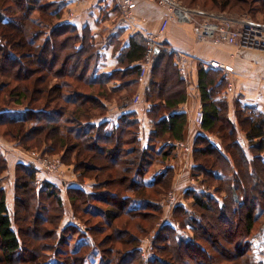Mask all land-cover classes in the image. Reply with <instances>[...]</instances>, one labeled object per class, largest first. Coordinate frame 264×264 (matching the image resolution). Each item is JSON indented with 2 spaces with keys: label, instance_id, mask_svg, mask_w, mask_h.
I'll list each match as a JSON object with an SVG mask.
<instances>
[{
  "label": "trees",
  "instance_id": "1",
  "mask_svg": "<svg viewBox=\"0 0 264 264\" xmlns=\"http://www.w3.org/2000/svg\"><path fill=\"white\" fill-rule=\"evenodd\" d=\"M198 1L189 0L190 4L184 6L225 11L237 4H241V8L252 2L205 0L202 6L195 5ZM206 1L211 4L207 6L209 3ZM258 2L257 8L264 13V0ZM63 12L64 5L57 0H0V74L10 71L14 75L23 74L32 79L28 85L0 83V100L3 103L5 94L15 97L18 104L28 99V105L19 115L9 112V106H1L0 126H18L12 135L13 139H22L21 142L25 140L23 143L26 146L33 138L42 143L40 136L33 137L35 132L51 130L53 135L50 139L57 146L61 147L62 141L70 138L73 140L71 145L63 146L74 151L80 144L89 142L104 158L109 159L115 171H107L105 178L93 183L92 191H86L78 185L67 186L66 193L74 213L100 216L104 223L96 229L98 232L110 230L111 233L92 245L86 241L88 231L69 222L61 231L75 240L76 245L65 256L66 260L55 259L56 251L40 264H51L49 261L52 260L53 264H85L91 254L88 249L92 250V246L99 252L100 264H142L139 235L148 230L144 222L153 221L160 213L162 207L156 197L165 194L170 188L173 176L171 167L152 168L158 160H161L160 163L170 160L175 142L186 136L187 115L178 108L186 99L185 79L173 63L172 53L166 47H160L154 54V63L150 68L152 78L144 92L145 101L150 103L147 115L153 121L145 144L140 138V121L134 112L122 113L116 122L100 120L107 113L103 98L110 90L107 88L110 80H120V84L111 87V90L131 91L137 85L141 63L135 62L143 59L145 37L141 34L132 36L128 47L121 51L118 63L124 69H116L111 73L100 71L101 54L89 27L79 29L73 23L63 22ZM38 70L57 74L59 82L51 84L49 75H36ZM198 77L204 117L200 125L202 132L193 143L192 170L194 175L202 176V183L213 182L215 190L224 194L220 198L204 189H187L184 193L193 199L192 208L199 215L189 214L181 223L178 222V226L172 221L162 225L155 237L158 252L147 264H175L172 255L180 256L183 251L194 253L190 252L194 257H189L183 264H205L200 257L208 255L209 249L202 242H206L211 249L217 248L215 241H209L205 236L210 235L206 216L203 215L207 210L219 213L226 222H231L227 216L228 211H231L237 213L244 222L241 230L236 229V225L230 233L232 238L238 240L228 241V246H223L217 252L221 255V264H226V261L233 264L239 248L247 252L252 249L250 235L259 214L264 210L261 201L264 199V112L238 104L236 121H233L228 116V102L222 96L228 84L223 70L200 66ZM36 83L45 86L40 88V95L32 97ZM82 86L89 88L88 91ZM68 88L72 91H64ZM43 92L49 102L54 103L51 109L32 106L42 99ZM94 108L101 111L97 119L89 115ZM240 132L244 133L243 138L239 137ZM209 134L216 135L221 143L212 140ZM159 141L162 142L158 146ZM6 167L7 158L0 152V174ZM75 167L82 178L96 168L78 159ZM15 169L18 175L12 212L7 206L6 190L0 183V264H13L21 260L27 264H39L38 257L43 256L42 252L50 244L41 241L33 249V254L25 255L31 239L22 222L31 217L32 222L41 224L60 220L63 214L62 189L54 181H39L37 168L31 163L19 162ZM113 184L117 188L109 189L108 186ZM22 192L32 194L29 202L22 199ZM180 209L189 212L187 207L178 204L174 214L181 212ZM242 211L243 216H240ZM186 227L193 232L192 235L181 232ZM42 236L44 234L40 238ZM106 241L107 248L104 246ZM167 249L168 255L165 253ZM196 252L200 260L196 259ZM227 252L231 254H225Z\"/></svg>",
  "mask_w": 264,
  "mask_h": 264
},
{
  "label": "rangeland",
  "instance_id": "2",
  "mask_svg": "<svg viewBox=\"0 0 264 264\" xmlns=\"http://www.w3.org/2000/svg\"><path fill=\"white\" fill-rule=\"evenodd\" d=\"M178 1H180L181 4L183 5L190 4L189 0H178ZM204 1L205 0H199L198 1L199 3L195 5L202 6ZM206 2L209 3L207 4V6L211 4L209 1ZM239 5L241 4H237L232 8H227V10L225 11H221V10L219 11L214 8L210 9L208 7L204 10L228 15L234 18H239V17L246 18L248 20L250 19L252 21L264 24V13H261L259 11V8H257L259 6L258 0H252L250 5L246 4V6H243L241 8L239 7ZM41 73L46 75L48 72L45 70L40 72V70H38L36 75H39ZM14 74H15L14 72H10V71L6 72L5 74H0V83H6V84L9 83L11 86L14 85L19 86V84H24V83L28 85L30 83L29 81L32 80L29 79V77L26 78L25 76H23V74L19 76ZM47 75L50 76L51 84L57 81L59 82L60 77L57 76V74L49 73ZM43 86L45 85H40L39 83L38 84L36 83V85H34L35 88L33 91L34 95L32 94L31 96L33 97L40 95L42 92L39 90ZM82 88L86 91H88L89 89V88H85L84 86H82ZM107 88H110V90L108 89L107 96L103 98V102L107 106L106 112H108L111 106L113 105H117V106L119 105L123 106L126 104L130 105V103L134 102L135 96L138 95L137 85L132 87L131 91L127 89L111 90V87L108 85ZM64 91L71 92L72 89L68 88L65 89ZM47 97L48 96L43 92V96L41 97L42 99L38 98L40 100L37 102L35 101L37 105L32 104V106L34 107L41 106L46 109H51L54 106V103L49 102V99ZM27 101L28 99H25L22 101L21 104H18L15 102V97H10L7 94H5V98H4L5 103H3L2 100H0V107L9 106L8 107L9 112L15 115H19L21 114V110H23V108L28 105ZM100 114L101 111L98 108H94L91 110L89 115L92 119H97L100 117ZM192 124L194 126H197L193 122ZM17 127L9 126V125L0 126V152L2 153L4 152L3 154L5 155V157L8 158L7 167L0 174V179H1L0 183L3 187L6 186L8 190H11L13 196H15V188H16L15 181L18 175V171H16L15 169L17 163L15 164L14 162H16V159H18V157L20 158L22 157L27 161L31 160L32 162L30 163L33 164L35 168H37V171L39 169L47 173L48 175H52L56 177L58 182H60V180L63 179V177L64 180L69 181L70 177L74 175L75 180L78 182L80 181L81 183H95L97 180L100 181L103 178H105L107 171L110 170L113 172L115 171L113 168V164L110 162V160L104 158L103 154L98 152V150L95 147L90 146L89 142L80 144V147H76L74 151L67 150L63 145L66 144L71 145V142L73 141L72 139L69 138L65 141H62L63 143L61 147L57 146V144H55L54 141L50 139L52 138L53 132L51 130L49 132H45V130L43 129L41 131H38L37 133L35 132L34 134H32L35 135L33 137L40 136L42 138V143L40 144L39 142L35 141V138H33L32 140H29V144H27L28 142L26 143L27 145L30 146L29 147L23 143L25 140L21 142L22 139L21 141L17 139H13L14 137L12 135L17 129ZM4 133H6L7 135L4 136L3 135ZM217 140L218 142L221 143V140L219 138ZM161 142L160 141L157 142V145L159 146ZM192 149H193V145L191 144L189 146L183 143V145L175 146L173 156L171 157L170 160H168L166 163H160L161 160H158L156 161L154 167L152 168L153 170L154 169L156 170V169L165 168L167 165L170 164L172 166L174 165V167L171 168L172 171L171 173L173 176H172V183L170 188L166 190L165 194L159 196L157 195L156 197L162 209L160 213L156 215L153 221L150 219V221L146 220V222H144V226H146L148 230L146 231V233L139 235V249L141 251L140 254L142 257V264H147L149 259L155 256L156 253L158 252L155 246V237L159 229L162 227V225H164L166 222L172 221L176 224V226H178V224L181 223V220L184 217H187L189 214L199 215L197 210L195 208H192L193 199L189 195L185 194L184 193L185 191L183 192V189H185L187 186L193 185L199 187L198 189H204L207 192L213 195H217L220 198L224 194L223 192L215 190L214 188L215 183L213 182H210V184L202 183L201 182L202 176L201 175L196 176L193 174V170L189 166L191 161L194 162L193 153L188 155L189 151H192ZM187 156H189V158ZM77 159L80 162L82 161L89 162L90 164L94 165L96 168L88 171L87 177L82 178V176H80L79 174V169L75 167V164L77 163ZM79 167H81V165ZM184 171L185 172L189 171V175H188L189 180L187 181L188 184L187 186L184 185L182 186L183 183H181L180 186H177L176 185L177 180L175 181V178H177L179 174ZM36 175L38 180L41 181L42 179H39L38 177L39 173H37ZM12 182L14 183V186H12ZM59 186L62 189L61 195L63 198V214L61 215L60 220L55 219L54 221H52V224H49L48 222L47 224L46 223L41 224L40 222L37 223L32 222V217H31L29 220L27 219V221L22 222L31 239L27 247L28 250L25 251V255H28L29 253L33 254L34 253L33 249H35L36 245L39 244L41 241L50 244V246H48L49 248L42 252L43 256L38 257L37 263L39 264L44 260L45 261L48 260L50 255L52 256L53 253H55L56 251L59 254L56 253L55 259L61 260L63 258L64 261L66 260L65 256L68 253H70V251L76 245L75 240H71L67 234L65 235L61 231V229L65 227L68 221L76 223L81 230L88 231L86 241H89L92 245L93 243L102 241L103 239H105L106 235L111 233L110 230H105V231L101 230L98 232V229H96L98 226H101V224L104 223V220L100 216H91V215L89 216V215H83L82 213H74L72 211L70 199L68 198L66 193L67 186L66 185L63 186L59 185ZM87 186H88L87 189H89L90 191L93 190V186L90 185ZM108 188L115 190L117 187L116 185L113 184V185H109ZM30 195H32L30 192L21 193V197L25 202H29ZM67 198L70 205H68V203L64 201V199L67 200ZM261 201L262 203H264V199H262ZM178 204H182L185 207H187L189 212H184V210L180 209L181 212L183 213L179 212L178 214H174L175 206ZM103 207L107 208V206H103ZM12 211L13 210H11L10 212ZM228 213L229 214H227V216L231 218V222H226V219H223L220 216V214L216 213L215 211L207 210L203 212V215L206 216V221L208 223L207 227L210 233L209 236H207L206 234L205 236L209 239V241L213 240L217 244L216 249L214 248L211 249V247L206 242H202V244L209 249L208 255H204L200 257L202 259L201 261L205 262V264H213L220 262L222 263L221 255L217 253L218 250L223 248V246L227 247L228 241L230 240L232 241L235 239L234 241L236 242L238 240L236 237L232 238L230 233L235 228L236 225H237L236 229L241 230L244 222L238 217L237 213L234 214L231 211H228ZM243 213L244 211L240 212V216L241 215L243 216ZM22 214L24 215V213L21 212V215ZM139 220L141 221V218ZM51 227L54 229H52ZM90 227L92 229H90ZM129 227L132 228V225ZM181 232L185 235L193 234V232L189 230L187 227L181 230ZM42 234H44V236H42L41 239L40 235ZM250 238L253 243L252 249L249 252H247L245 250H240L239 248L238 249L239 251L236 252L237 258L234 262L237 264H264V210H262L261 213L259 214L256 224L254 225L253 231L251 232ZM255 238H257V243H255ZM104 246L105 248L108 247V241L105 242ZM88 251H91V254L87 257L85 264H100L101 258L97 249H94V247L92 246V250L88 249ZM167 251L168 249L165 251V253H167ZM190 252L192 251L189 252L183 251L182 253H180V256L172 255L171 259L175 264H183L185 263V261H187V259H189V257L191 258L194 257L190 255L191 254ZM192 254L194 253L192 252ZM225 254L230 255L231 253L227 252ZM166 255H168V253ZM199 256L200 255L197 253L196 259L197 258L199 259ZM211 256L214 257L211 259ZM49 262L53 264V260ZM224 263L232 264L229 261H226ZM13 264H27V262H23L21 260L20 262L15 261L13 262Z\"/></svg>",
  "mask_w": 264,
  "mask_h": 264
},
{
  "label": "crops",
  "instance_id": "3",
  "mask_svg": "<svg viewBox=\"0 0 264 264\" xmlns=\"http://www.w3.org/2000/svg\"><path fill=\"white\" fill-rule=\"evenodd\" d=\"M57 1L62 2L64 5V12L61 18L63 22L73 23L79 29L85 26L89 27L100 50V71L107 73L120 68L124 69L118 63V57L121 51L128 47L132 36L141 34L145 37L148 32H156L166 16V8L161 6L157 0H137L136 7L129 14L120 7L117 0ZM160 42L162 44L161 47H166L168 51L169 48L180 50L187 58V79L184 78L186 99L178 107L179 110L184 111L187 115L186 136L182 140L185 144L193 145L195 137L202 132L200 126H194L191 122L194 112L199 107H202L198 89L200 66L208 69L206 67L211 62H216L220 66L224 64L232 68L231 71H225L220 66L214 67L221 68L228 79L227 87L224 89L222 96L228 102V116L233 121H236L235 111L238 104L250 106L255 110L264 112V51L256 48L241 47L236 44H214L209 40L199 41L195 37L193 25L176 21L170 22L166 31L160 36ZM141 61L135 63H141ZM173 63L175 64L174 59ZM151 78L150 69L142 80L138 79L137 90L142 98L141 102L123 106L113 105L104 116L100 117V120L116 122L122 113L134 112L140 121V138L144 144L153 128V121L147 115L150 103L144 99V92ZM119 84V79H112L108 82L110 87H116ZM209 137L218 142L216 135L209 134ZM239 137L243 138L244 133L240 132ZM175 146H178L177 141ZM190 154H192V151H189L188 155ZM187 157L189 158V156ZM19 162L30 163L32 161L18 157L14 163ZM193 164L191 161L190 168H192ZM168 166L174 167L171 164L166 167ZM37 173H39V179L51 180L61 186L79 185L84 190L90 191L87 189V185H93V183H79L75 180L74 175L70 177L69 181L64 180L63 177L58 182L56 177L48 175L42 170L38 169ZM188 175L189 171H184L179 176L177 175L178 179L175 178V181L177 180L176 185L180 186L183 183L182 186H187ZM12 186H14L13 182ZM4 188L6 190L7 206L11 211L14 207V196L11 190H8L6 186ZM189 188L198 189L199 187L190 185L183 189V192ZM64 201L70 205L68 198L67 200L64 199Z\"/></svg>",
  "mask_w": 264,
  "mask_h": 264
},
{
  "label": "built area",
  "instance_id": "4",
  "mask_svg": "<svg viewBox=\"0 0 264 264\" xmlns=\"http://www.w3.org/2000/svg\"><path fill=\"white\" fill-rule=\"evenodd\" d=\"M166 8V16L163 18L156 32H148L145 35V53L141 61L139 80H142L154 63V54L161 47L160 36L166 31L171 21L193 25L194 34L199 41H212L214 44H236L241 47L256 48L264 51V24L246 18H234L228 15L210 12L199 8H188L178 0H157ZM120 7L129 14L137 5V0H117ZM174 62L183 78L187 79V58L180 50L169 48ZM220 64L211 62L206 68L219 67ZM225 71L232 68L221 65ZM141 102L140 95H136L135 104ZM204 112L199 107L193 114L192 122L200 126ZM183 141H177V145H183ZM185 144V143H184ZM257 243V238H255Z\"/></svg>",
  "mask_w": 264,
  "mask_h": 264
}]
</instances>
